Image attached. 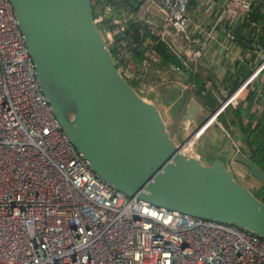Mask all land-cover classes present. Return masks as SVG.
<instances>
[{
  "label": "built area",
  "instance_id": "1",
  "mask_svg": "<svg viewBox=\"0 0 264 264\" xmlns=\"http://www.w3.org/2000/svg\"><path fill=\"white\" fill-rule=\"evenodd\" d=\"M142 1L164 15L172 35L160 40L192 73L186 55L190 50L199 55L203 42L192 30L200 23L189 5L197 11L205 0ZM210 1L206 36L218 28L234 38L231 22L238 20L252 31L256 62L200 122L182 124L186 133L176 144L197 156L194 147L218 114L241 101L264 68V0ZM117 3L98 0L94 22L101 23L103 12L110 11L111 24L123 26L124 16L112 17ZM151 26L139 27L138 33L152 32ZM106 28L104 40L118 31ZM156 42L147 49L152 60ZM189 84L201 94L212 87L210 80L198 84L193 77ZM0 264H264V238L234 223L128 196L97 176L39 86L10 1L0 0Z\"/></svg>",
  "mask_w": 264,
  "mask_h": 264
},
{
  "label": "water",
  "instance_id": "2",
  "mask_svg": "<svg viewBox=\"0 0 264 264\" xmlns=\"http://www.w3.org/2000/svg\"><path fill=\"white\" fill-rule=\"evenodd\" d=\"M9 1L42 92L97 176L128 196L234 223L264 238V201L236 178L227 159L208 160L179 149L178 135L169 131L157 104L159 96L146 99L115 65L93 20L91 0ZM103 15L109 19L111 12ZM112 17L122 20L120 7ZM201 111L191 97L179 126ZM202 144L194 149L199 152ZM230 157L264 185V171L247 154Z\"/></svg>",
  "mask_w": 264,
  "mask_h": 264
},
{
  "label": "crops",
  "instance_id": "3",
  "mask_svg": "<svg viewBox=\"0 0 264 264\" xmlns=\"http://www.w3.org/2000/svg\"><path fill=\"white\" fill-rule=\"evenodd\" d=\"M116 1L120 3L117 4L122 6L124 19L121 24L123 26L118 28L117 24H111L112 29L117 28L118 31L110 33V37L105 40L110 42L108 45L113 49L115 59L120 62V67L127 72V78L138 79V87L139 85L142 86V90L156 87L157 89H164L163 92L157 94L159 102L161 101L158 104L159 108L169 131L176 132L181 138L186 132L180 129V134L179 122L188 100L194 97L202 106V111L193 120V123L196 124L235 87L233 81L243 79L256 62L251 43V29H248V27L240 28L239 33L243 37H238V39H242L246 44L240 43L235 35L234 38L226 37V34H223L218 28H215L216 30H213L212 35L208 37L206 33L212 25V18L209 17L211 1L205 0L200 3L197 11H193L191 5H189L192 18L199 20L200 23L198 28L192 30L203 44L199 55L191 53L192 50L188 52L186 55L187 61L191 70H193V78L198 84H202L203 81L207 80L212 83L211 90L206 94H201L199 89L190 86L191 73L188 72L187 67L180 64L176 65L173 62L162 64L159 61L160 56L157 51L153 57L154 60L149 59L151 56H148L147 49L151 44H154V40L167 41L172 35V27L164 21V15L161 11L152 4H144L142 0H130L131 4H128L129 1L125 0H123L125 4L122 0ZM126 8L130 11H125ZM95 9H98V0H96ZM129 21L144 28H147L149 23L152 24V32L147 29L143 31L146 57L138 64L134 62L132 57L135 42L132 39L131 28L128 29L126 37L116 40V36L126 30ZM103 28L107 29L106 27ZM145 32L149 33L145 34ZM247 39H249V42H247ZM188 47L196 48L197 46L189 44ZM238 56L243 57L244 61L235 62L237 61L235 58ZM147 70L155 72V77L152 75L151 78H146L148 75ZM252 85L253 89L249 90L241 101L234 105H228L229 107L226 106L223 109V119L217 117V122L208 130L209 133L214 129L215 133H210V135L207 133V138L202 144L207 150L202 157L208 160L215 158L227 159L234 171L235 165L233 162L236 160L231 158L230 154L232 152L247 154L252 150L245 141L247 131L254 129L253 133L256 136H264V132H262L264 129V68L253 79ZM170 89L179 91L178 95L181 97L178 114H173L170 111L169 104L160 98V95L164 94L165 91L170 92ZM235 109L239 111L238 116H234L231 112ZM165 112L168 116L165 115ZM172 127H174V131H171ZM222 133L225 134L223 137Z\"/></svg>",
  "mask_w": 264,
  "mask_h": 264
},
{
  "label": "trees",
  "instance_id": "4",
  "mask_svg": "<svg viewBox=\"0 0 264 264\" xmlns=\"http://www.w3.org/2000/svg\"><path fill=\"white\" fill-rule=\"evenodd\" d=\"M92 1V4H93V16L96 15V9H95V5H96V0H91ZM123 1V0H122ZM125 1H129L128 4H131L130 0H125ZM123 3L125 4V2L123 1ZM118 7H121V5L117 4ZM125 11H130V9H127ZM119 23H117L118 25ZM231 24L233 25L234 27V35H235V38L238 39V37H243V35H240L239 31H240V28H245L246 26L243 25L242 23H240L238 20L235 21V23L233 24V22H231ZM99 26V29H100V32L101 34L104 35V28L103 27H108V26H111V21L110 19H107V18H103V21L101 23L98 24ZM131 28L132 30V33H133V37L132 39L134 40L135 42V45L133 46V49H132V57H133V60L134 62H136V64H138V62L141 63V61L144 59L145 56V53H144V50H145V43L143 41V36L142 34L139 35L138 33V28L139 26L138 25H135L134 23H132L131 21H129L126 25V30L125 31H122L120 32V34H118L116 36V40L122 38V37H126V34L128 32V29ZM249 29V28H248ZM148 33V32H145V34ZM247 42H249V39H247ZM155 48H156V51L159 53V56H160V59L159 61L162 63V64H167L168 62H173L175 63L176 65L177 64H180L179 61L177 60V58L175 57V55H173L169 50L168 48L165 46V43L164 41L162 40H157L156 44H155ZM110 51L113 55V58L115 60V65L119 68L120 70V62L117 61L115 59V56H114V51L112 48H110ZM121 73H122V70H120ZM124 75V74H123ZM191 77H194L193 76V73L190 74ZM126 77V76H125ZM239 78V77H238ZM126 79L129 81V83L131 85H133L134 87L138 88V79H129L126 77ZM237 80V79H236ZM233 81L235 82L233 84V86H236L237 85V82L239 81ZM208 97V96H207ZM229 107V106H228ZM234 116H238L239 115V111L238 109H235V110H232L231 111ZM221 118L223 119V111H221L219 114H218V118ZM254 129H249L246 133V143L247 145L252 149L249 153H247V155L249 156V158H251V160L261 169L264 171V136H256L255 133H253ZM262 132H264V129L262 130ZM248 169V168H247ZM249 171V170H248ZM250 172V171H249ZM251 174V173H250ZM242 183V182H241ZM244 184V183H243ZM246 185V184H244ZM247 186V185H246ZM248 187V186H247ZM250 189V188H249ZM251 190V189H250ZM252 191V190H251ZM253 192V191H252ZM254 195L258 198H260L261 200L264 201V185L260 182V185L259 187L257 188V192H253Z\"/></svg>",
  "mask_w": 264,
  "mask_h": 264
},
{
  "label": "rangeland",
  "instance_id": "5",
  "mask_svg": "<svg viewBox=\"0 0 264 264\" xmlns=\"http://www.w3.org/2000/svg\"><path fill=\"white\" fill-rule=\"evenodd\" d=\"M102 36H103V38L105 37V35H103V34H102ZM120 68L122 70V73L126 76L127 72L124 71V69L122 67H120ZM147 73H148V75L146 76V78H151L152 75H154V77H155V72H153L151 70H149V71L147 70ZM129 79H131V78H129ZM141 88H143V87L139 85L138 90L140 91V93L143 94V96L146 99H152L153 94H158V93L164 91V89H159V88H158L159 89L158 90L157 87L153 88V89L148 88V90H142ZM178 93H179V91H176L174 89H170V92L169 91H165L164 94L160 95V98L162 100L164 99V101L167 102V104H169L170 111L173 114H178L179 109H180V99H181V97H179ZM160 102L158 101L157 104H159ZM165 115L168 116V114L166 112H165ZM180 129H182V125L179 126V132L181 134ZM208 130L203 134V136L200 139V141L203 142V143H204V139L203 138L208 133ZM171 131H174V127H172ZM180 138H181L180 135H178V139H180ZM199 150H200L199 154L201 153L199 156L202 157V155L204 156L206 154L207 150L204 148L203 145H202V147L199 148ZM233 163L235 165V171L234 170L233 171L235 173L236 178L240 182L246 184L253 192H257V188L259 187L260 182L255 177H253L250 174V172L245 167V165H243V163H240V162H237V161H235Z\"/></svg>",
  "mask_w": 264,
  "mask_h": 264
}]
</instances>
